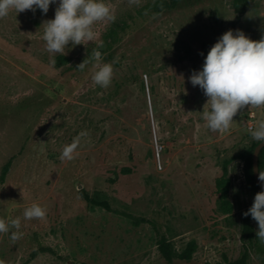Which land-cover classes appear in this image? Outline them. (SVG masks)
Returning a JSON list of instances; mask_svg holds the SVG:
<instances>
[{
	"label": "rangeland",
	"instance_id": "rangeland-1",
	"mask_svg": "<svg viewBox=\"0 0 264 264\" xmlns=\"http://www.w3.org/2000/svg\"><path fill=\"white\" fill-rule=\"evenodd\" d=\"M147 1L105 0L116 20H130ZM58 3L46 14L37 8L0 19V173L10 161L0 180V218L20 217L24 234L15 243V229L0 234V260L21 264L44 246L51 250L25 264H168L157 248L161 234L177 254L195 242L190 258L174 264H226L237 257L240 212L255 196L241 153L257 142L250 129L264 119V108L238 113L227 133L212 132L202 119L207 97L189 77L202 70L226 31L264 37V0H253L239 17L232 0H182L137 18L103 54L114 67L106 89L91 79L94 61L65 80V63L45 50L42 23L54 18ZM110 24H97V40L70 44L65 56L81 63ZM82 131L88 136L76 158L62 160L63 147ZM224 163L230 214L220 209L215 188ZM81 189L155 225L90 204ZM33 203L47 209L45 220L23 219ZM248 264L264 263L251 251Z\"/></svg>",
	"mask_w": 264,
	"mask_h": 264
},
{
	"label": "clouds",
	"instance_id": "clouds-1",
	"mask_svg": "<svg viewBox=\"0 0 264 264\" xmlns=\"http://www.w3.org/2000/svg\"><path fill=\"white\" fill-rule=\"evenodd\" d=\"M57 0H0V19L10 13L17 15L25 10L35 12L38 8L43 14L49 10L50 4ZM130 5H138L139 0H128ZM116 20L115 8L105 0H59L54 18L42 23V40L45 50L55 56L66 55L71 44L85 45L97 40L95 27L99 23L109 24ZM102 47V44L98 45ZM91 60L95 62L92 81L101 88L111 86L114 77L112 63L104 62L103 54L94 49ZM90 61L84 59L77 68L84 70ZM190 83L199 86L207 97L208 109L202 111V119L212 132L227 133L230 131L234 117L249 108H264V37L252 40L241 30H228L210 48L202 70L194 71L189 77ZM252 139L258 144L264 141V119L250 129ZM82 131L73 138L70 144L63 147L60 158L72 161L78 155V148L83 137ZM259 181L264 188V171H259ZM251 215L257 222L256 237L264 242V190L257 192L253 203L244 216ZM47 209L33 203L23 212L24 220H45ZM22 220L16 217L10 220L0 218V234H8L13 243L23 237L20 231ZM0 264L4 261L0 260Z\"/></svg>",
	"mask_w": 264,
	"mask_h": 264
},
{
	"label": "trees",
	"instance_id": "trees-1",
	"mask_svg": "<svg viewBox=\"0 0 264 264\" xmlns=\"http://www.w3.org/2000/svg\"><path fill=\"white\" fill-rule=\"evenodd\" d=\"M182 0H148L143 3L139 7H137L134 11V14L130 16V20L125 18H120L112 22L102 33L101 40L98 44L94 45L91 49L87 51L85 59L92 61V52L94 49H98L102 54L109 52L115 44L119 43L124 36L125 33L129 31L132 24L135 22L137 18L145 17L147 15H156L163 11L171 10L175 8ZM253 0H232V7L239 17L245 9L250 5ZM102 44V47H98V45ZM55 62L57 64L65 63V67L62 70V76H65L67 80L72 72H74L77 68V65L80 62L70 61V59L62 54H59L55 58ZM257 142H253L247 149H245L241 153V159L243 161V171L245 175L246 182L248 186L255 192L262 191V189L257 184L252 170V151ZM10 161L8 160L2 166L0 173V180H3L8 169H9ZM264 171V146L261 147L258 153V171ZM230 178L227 174L226 164L224 163L222 166L221 174L215 179V188L218 192L220 209L227 214H230L232 211V203L228 197ZM80 194L82 197L88 201L90 204L103 206L107 210H112L116 213L127 216L131 219L134 224H138L140 222H150L152 225H155L154 222L150 219H147L143 216H137L130 212H126L123 210L114 209L110 206L109 202L105 199H101L97 197V195H90L84 189L80 190ZM252 204L244 207L240 212V237L242 249L239 255L235 258L228 259L226 264H248L250 252L254 251L256 255L261 256V259L264 263V243L261 242L256 237V229L251 221V215L244 216L243 213L247 212ZM195 247L194 240H190L186 246V248L180 253L177 254L173 249L170 241L165 237L164 234H161L157 239V248L161 255V257L168 263L174 264V261L177 257L182 259H188L191 256V252ZM44 250H51L49 247L40 246L38 249H35L30 252L29 256L24 259L21 264L27 263L31 260L38 252ZM75 264H86L84 262H78Z\"/></svg>",
	"mask_w": 264,
	"mask_h": 264
},
{
	"label": "water",
	"instance_id": "water-1",
	"mask_svg": "<svg viewBox=\"0 0 264 264\" xmlns=\"http://www.w3.org/2000/svg\"><path fill=\"white\" fill-rule=\"evenodd\" d=\"M264 146V141L260 142L258 144V142L255 144L254 148H253V151H252V170H253V175H254V178L257 182V184L259 185V187L264 190V188H262V182L259 181L258 179V174H259V171H258V153H259V150L261 149V147Z\"/></svg>",
	"mask_w": 264,
	"mask_h": 264
}]
</instances>
